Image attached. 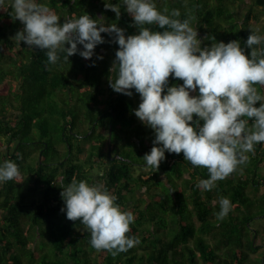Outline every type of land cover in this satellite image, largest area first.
Here are the masks:
<instances>
[{"label":"trees","instance_id":"obj_1","mask_svg":"<svg viewBox=\"0 0 264 264\" xmlns=\"http://www.w3.org/2000/svg\"><path fill=\"white\" fill-rule=\"evenodd\" d=\"M42 2L61 23L87 13L117 23L126 35L137 32L123 6L118 19L104 7L118 0ZM155 2L161 10L179 9L180 19L190 18L202 39L239 40L243 46L249 31L264 34V0ZM22 28L5 0L0 7V162L13 160L21 176L0 184V264H264V225L250 224L264 217V144L211 190L197 186L207 170L191 166L182 153L165 152L157 170L144 172L141 159L154 137L133 114L139 96L114 92L108 83L111 64L96 58L114 57L118 45L101 33L105 43L90 59L73 54L53 66L44 51L13 38ZM52 133L58 139L45 142ZM73 178L101 180L115 202L134 214L127 235L139 243L115 256L94 249L84 226L61 212V188ZM141 188L145 197L138 199ZM221 197L229 198L231 210L218 220ZM260 250L259 261L251 257Z\"/></svg>","mask_w":264,"mask_h":264},{"label":"clouds","instance_id":"obj_2","mask_svg":"<svg viewBox=\"0 0 264 264\" xmlns=\"http://www.w3.org/2000/svg\"><path fill=\"white\" fill-rule=\"evenodd\" d=\"M4 4L0 0V7ZM8 6L13 19L23 25L13 38L29 49L44 51L50 65L68 62L73 54L90 59L96 46L105 43L101 33L118 45L108 70L109 87L129 97L138 94L133 114L154 137L141 159L142 171L157 170L165 152L182 153L191 166L207 170V178L197 186L211 190L240 169L258 144H264V34L249 31L243 46L239 40L202 39L190 18L180 19L176 8H157L155 0L104 4L117 19L123 6L137 28L129 35L117 23L87 13L61 23L42 0H8ZM96 58L103 59L98 54ZM170 77L182 83L170 84ZM20 176L16 162H0V184ZM60 196L61 212L84 226L94 249L115 256L139 243L138 237L127 235L134 214L122 209L101 182L73 178ZM218 204L215 216L222 220L231 202L221 197Z\"/></svg>","mask_w":264,"mask_h":264},{"label":"rangeland","instance_id":"obj_3","mask_svg":"<svg viewBox=\"0 0 264 264\" xmlns=\"http://www.w3.org/2000/svg\"><path fill=\"white\" fill-rule=\"evenodd\" d=\"M242 6H243V5H242ZM198 36H199V38H201V35H200L199 33H198ZM102 57H103V59H99V60H100V61L105 60V61H106L107 63H109V64H111V62H112V60H113V58H114V57L111 56V54H106V55H104V56H102ZM151 135H152V134H151ZM152 136H153V135H152ZM57 139H58V137H56V135H54V133H52V137H48V136H47L44 140H45V142L49 141L48 143L51 144V143L55 142ZM115 140H116V135H113V137H112V141L115 142ZM56 143H57L58 145H55V148H57V147L59 146V142H56ZM81 144H84V143H81ZM159 179H160V180H164L163 176H160ZM97 181L101 182L99 179H95L94 183L97 182ZM142 189H143V188H142ZM142 189H140L139 191H136V193L139 195V197H143V196L145 195V192H141ZM33 196H34V194L31 193V194H30V197L32 198ZM196 224H198V222H196ZM250 224H251L252 226H254V227L261 226V224L264 225V217H256L253 221L250 222ZM260 252H261V250L258 251V253L252 255L251 257L259 261V259H260V255H261Z\"/></svg>","mask_w":264,"mask_h":264},{"label":"water","instance_id":"obj_4","mask_svg":"<svg viewBox=\"0 0 264 264\" xmlns=\"http://www.w3.org/2000/svg\"><path fill=\"white\" fill-rule=\"evenodd\" d=\"M110 129H111V127L109 126V132H108V135H107L108 155L109 156H110V143H111Z\"/></svg>","mask_w":264,"mask_h":264},{"label":"crops","instance_id":"obj_5","mask_svg":"<svg viewBox=\"0 0 264 264\" xmlns=\"http://www.w3.org/2000/svg\"><path fill=\"white\" fill-rule=\"evenodd\" d=\"M164 178V177H163ZM159 179V178H158ZM94 181H95V179H94ZM101 181V180H100ZM94 183V182H93ZM101 183L103 184V182L101 181ZM142 189V188H141ZM140 189H138V190H136V191H139ZM141 192H145V189L143 188L142 190H141ZM136 193V192H135ZM136 197L138 198V199H140V198H144L145 197V195L143 196V197H139V195L136 193Z\"/></svg>","mask_w":264,"mask_h":264}]
</instances>
